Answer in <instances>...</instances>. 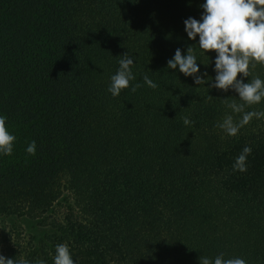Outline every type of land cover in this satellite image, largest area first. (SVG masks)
Listing matches in <instances>:
<instances>
[{"label":"trees","instance_id":"1","mask_svg":"<svg viewBox=\"0 0 264 264\" xmlns=\"http://www.w3.org/2000/svg\"><path fill=\"white\" fill-rule=\"evenodd\" d=\"M202 3L0 0V114L16 137L0 157V221L63 203L76 214L43 224L33 253L0 255L52 264L63 243L75 264H199L221 253L264 264V119L225 136L215 124L236 93L166 68L196 43L183 21L199 20ZM126 53L137 79L113 98L109 78ZM206 56L200 72L214 79L215 53ZM144 75L159 86L132 92ZM256 76L264 66L243 82ZM245 146L247 171L234 172Z\"/></svg>","mask_w":264,"mask_h":264},{"label":"clouds","instance_id":"2","mask_svg":"<svg viewBox=\"0 0 264 264\" xmlns=\"http://www.w3.org/2000/svg\"><path fill=\"white\" fill-rule=\"evenodd\" d=\"M200 8L202 14L199 20L189 17L183 21L187 39L195 40L196 43L188 46L183 55L181 49L177 48L172 58L167 61L166 68L177 70L185 77H192L196 85L207 83L209 88L233 90L237 98H229L231 102L227 104L231 114L225 115L215 127L225 136L235 137L239 130L254 118L264 119V111L246 110L253 105L264 103V79L256 76L248 79L247 83L243 82L244 78H249L250 68L257 64L264 66V0H203ZM210 51L215 53L214 79L208 77L206 72L201 73L199 67L201 63H197V55L206 56ZM134 63V58L128 53L119 57L118 68L115 74L110 76L107 87V92L113 98L118 97L122 90L128 89L130 82L136 81ZM238 74L240 79H237ZM141 79L142 83L136 82L131 85L132 92L141 87L156 89L159 86L148 75ZM234 115H238L239 119L234 120ZM6 119L0 114V157L12 154L16 140L6 127ZM191 123L188 116L183 118L185 126ZM35 151L36 142L33 140L28 144L26 152L35 155ZM251 151L249 146L242 149L234 159L232 165L234 172L247 171V158ZM0 264H16V260L0 255ZM23 264L30 262L25 260ZM37 264L44 262L38 261ZM52 264H75L66 244L55 246ZM199 264H247V262L240 257L225 258L221 253L214 258L201 256Z\"/></svg>","mask_w":264,"mask_h":264},{"label":"rangeland","instance_id":"3","mask_svg":"<svg viewBox=\"0 0 264 264\" xmlns=\"http://www.w3.org/2000/svg\"><path fill=\"white\" fill-rule=\"evenodd\" d=\"M76 217L69 205L63 203L40 219H9L0 221V251L33 253L40 241H46L48 232L42 225Z\"/></svg>","mask_w":264,"mask_h":264}]
</instances>
